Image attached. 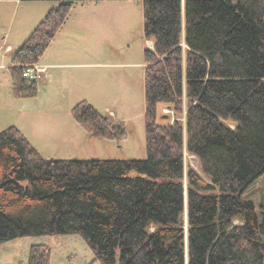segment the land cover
I'll list each match as a JSON object with an SVG mask.
<instances>
[{
    "label": "trees",
    "instance_id": "obj_1",
    "mask_svg": "<svg viewBox=\"0 0 264 264\" xmlns=\"http://www.w3.org/2000/svg\"><path fill=\"white\" fill-rule=\"evenodd\" d=\"M58 1L12 57L15 97L36 95L23 66L40 60L78 0ZM142 4L153 41L144 49L146 157L46 159L16 126L1 130L0 244L74 233L101 264H264V199L258 214L241 197L264 173V0ZM159 103L174 113L185 103V127L157 122ZM72 116L93 137L126 134L85 100ZM184 139L204 174L187 170L185 227ZM19 264H50V249L33 244Z\"/></svg>",
    "mask_w": 264,
    "mask_h": 264
},
{
    "label": "rangeland",
    "instance_id": "obj_2",
    "mask_svg": "<svg viewBox=\"0 0 264 264\" xmlns=\"http://www.w3.org/2000/svg\"><path fill=\"white\" fill-rule=\"evenodd\" d=\"M58 4V0H0V131L16 126L46 159H144V49L152 48L153 41L143 32L142 0L75 1L37 62L45 67L46 78L37 82L36 95H13L12 57ZM181 44L185 47L183 38ZM81 100L103 115L123 121L126 134L118 139L89 135L72 116L73 106ZM185 112V103L181 113L159 103L156 120L177 119L185 127ZM182 152L185 227L187 170L204 174L200 160L187 151L185 139ZM241 197L252 200L260 214L264 173ZM184 243L187 256L186 238ZM33 244L50 249V264H101L94 260L85 239L74 233L23 236L3 242L0 264L27 263Z\"/></svg>",
    "mask_w": 264,
    "mask_h": 264
},
{
    "label": "built area",
    "instance_id": "obj_3",
    "mask_svg": "<svg viewBox=\"0 0 264 264\" xmlns=\"http://www.w3.org/2000/svg\"><path fill=\"white\" fill-rule=\"evenodd\" d=\"M22 76L28 81H43L46 78V69L38 63L26 64L23 66Z\"/></svg>",
    "mask_w": 264,
    "mask_h": 264
}]
</instances>
